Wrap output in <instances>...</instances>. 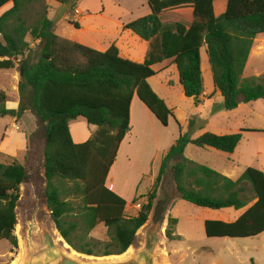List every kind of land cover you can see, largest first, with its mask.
Instances as JSON below:
<instances>
[{"label":"trees","instance_id":"obj_1","mask_svg":"<svg viewBox=\"0 0 264 264\" xmlns=\"http://www.w3.org/2000/svg\"><path fill=\"white\" fill-rule=\"evenodd\" d=\"M47 1L0 0V10L11 3L0 14V70L16 68L18 73L17 107L7 108L8 97L0 89V118L20 120L25 113L37 118L43 141L45 206L64 242L87 257L125 254L146 225L169 166L174 199L211 210H241L250 205L233 223L205 221L208 238L246 239L264 233L262 171L248 168L232 181L184 157L187 145L232 154L242 133L256 130L226 136L203 133L192 139L178 126V138L162 157L146 203L135 215L127 216L126 201L106 186L118 149L130 131L133 97L164 128L173 118V110L147 82L156 75L153 65L171 59L183 95L197 107L203 93L200 51L204 48L224 110L259 100L264 103V75L242 79L254 40L264 35V0H146L149 15L122 26L148 44L142 63L122 58L114 44L100 52L59 38L48 18ZM162 16L183 21L166 26ZM77 119L95 128L81 144L73 143L69 132V124ZM26 180L18 161L0 164V241L13 248H17L15 210ZM136 201L135 196L131 203ZM168 221L173 230L167 228L165 236L172 241L177 221ZM100 225L106 228L104 241L89 237Z\"/></svg>","mask_w":264,"mask_h":264},{"label":"rangeland","instance_id":"obj_2","mask_svg":"<svg viewBox=\"0 0 264 264\" xmlns=\"http://www.w3.org/2000/svg\"><path fill=\"white\" fill-rule=\"evenodd\" d=\"M118 1V2H117ZM107 10L101 17L86 18L79 24L73 25L69 20L73 15L75 5L59 8L58 12L51 13L49 19L58 24L54 26L55 34L67 41H72L103 52L111 44L118 45L122 57L130 52L132 60L142 63L147 55L148 44L131 32L124 31L118 25V17L121 21H133L149 15L150 10L146 0H104ZM55 4V3H54ZM1 12V11H0ZM76 12V11H75ZM77 15L80 12L77 11ZM68 16V19H64ZM165 25H171L174 21H183L182 18L162 16ZM121 23V22H120ZM119 23V24H120ZM128 34L130 38H122L121 34ZM34 48L35 43L26 39ZM144 59V60H142ZM201 72L203 78V90L207 95L214 92L212 76L205 49L200 51ZM147 82L153 92L164 101L167 107L173 110V120L170 126L164 128L161 124L157 130H152V137L136 153L135 164L139 170H128L129 178H138L136 183V203H131V189L125 199L127 216L135 215L142 205L146 203V195L149 193L164 156L162 149L171 133H178L177 125L182 127V134L187 133L192 139L198 138L203 133H211L218 136L232 135L239 132L230 131L235 127L247 125L254 128L264 127V103L262 101L250 104H240V107L232 111L222 108L223 99L217 93L214 96L215 104L205 109L202 115L193 114V100L186 98L178 84L176 67L158 72ZM13 71L0 70V89L7 95L9 108L14 107L18 101L17 84L13 81ZM264 75V35L257 36L250 52L249 59L242 74V79L259 77ZM188 119V120H187ZM201 120V122L199 121ZM84 124L83 119H77ZM75 124V123H74ZM72 123V127H74ZM37 118L31 113H25L20 120L9 117L0 118V164H10L18 161L24 166L27 180L20 186V197L16 207L17 224L15 236L17 248H13L8 242L0 241V264H20L26 258L29 240L37 245H43L45 235L56 242L57 235L50 220V215L45 206L43 177V141ZM259 138L258 135H252ZM134 144L132 145L133 148ZM243 142L236 147L235 155L225 154L211 149H201L193 145H187L184 157L188 160L203 165L218 174L235 181L248 168L258 170L264 167V155L257 156L249 148H245ZM249 146V145H248ZM135 149L137 146L135 145ZM235 151V150H234ZM239 159V160H238ZM141 169V170H140ZM126 171V170H123ZM261 171V170H260ZM263 172V171H262ZM137 181V180H136ZM130 186V183H128ZM110 188V187H109ZM246 196L252 199V193L247 186ZM174 184L170 166L168 167L157 197L153 203V209L144 227L137 232L135 245L130 252L121 256L111 257H87L79 256L78 259L85 263L94 261H116L126 258L132 252L142 248L148 236L156 238L155 258L157 264H264V233L257 237L246 239L208 238L204 231L205 221H232L238 217L241 211L234 209L211 210L199 208L184 201L174 199ZM139 205V207L137 206ZM223 217V218H221ZM169 218L175 219V239L168 241L165 236L167 228L173 230ZM89 237L95 240L106 239V228L102 225L96 227Z\"/></svg>","mask_w":264,"mask_h":264},{"label":"crops","instance_id":"obj_3","mask_svg":"<svg viewBox=\"0 0 264 264\" xmlns=\"http://www.w3.org/2000/svg\"><path fill=\"white\" fill-rule=\"evenodd\" d=\"M47 4L49 6L48 18L50 16V11H51V13H55V12L59 11V8H57L55 6L56 4L61 5L62 7H68L71 5H75L74 10H73V15L71 16V19H69V20L73 23V25H77L78 27H79V24L81 22H83L86 18H90V17H101V18H103L102 16L105 14V12L107 10V7H106V4L104 3V0H76L74 3L69 2L68 0H48ZM10 7H11V3H8L6 6H4L0 10L1 11L0 14L2 12L6 11L7 9H9ZM75 11L80 12V15L75 14ZM116 17L118 18L117 19L118 22L119 23L121 22L120 24L118 23V25H120V27H122L123 24L130 22V21H128V22L127 21H121L122 19L120 17H118V15H116ZM64 19H68V16H65ZM53 24H54V26L57 25L58 21H56V23H53ZM122 38H130V37L128 34L122 33L121 39ZM114 45H115V43H114ZM115 46L118 48L119 55L122 57L120 48L118 47L117 43ZM124 54L125 55L122 58L128 59L130 61L132 60L129 57V56H131L130 52L126 51ZM142 58L145 59L144 54H143ZM144 59H142V60H144ZM133 62H135V61H133ZM138 63H139V61H138ZM171 66H173L172 60L168 59V60H164L160 64L153 65L151 68L156 73V71L154 69L155 67L158 70V72H160V71H163V70L170 68ZM5 71H8V70H5ZM10 71L14 72L13 73V81H14V83L17 84L18 83V73L16 71V68L10 69ZM178 84H179V82H178ZM217 93L218 92L214 91L211 95H207L203 90L202 95L199 97L200 103L197 107L194 106L193 114L198 113V115L201 116L202 112L205 111L206 108L213 106L215 104L214 96ZM259 101H262V100H259ZM248 104H250V106L253 107L252 103H248ZM248 104H246V105H248ZM16 107H17V102L15 103L14 107L9 108L7 106V108H9V109H15ZM239 107H240V105L238 106V108ZM172 120L173 119H169L168 127L170 126ZM76 121L77 120L72 121L69 124V132H70V136H71L73 143L81 144L90 138L92 133L95 131V128L93 126H88L86 124V122L84 124H81V123H78ZM199 121L201 122V120H199ZM72 123L73 124L75 123L74 127H72ZM159 127H160V123L157 121V119L138 100V98L136 96L133 97V99L131 101V105H130V131L125 136L124 140L122 141V143L118 149L116 160L113 163V165L109 171L107 181H106V186L108 188L110 187L109 189L112 192H114L115 194H117L118 196L123 198L126 201V203H127V200L125 199V197L127 196V193L130 191V189H131L130 193L132 194V196L130 197L131 200L136 196V183L140 180V177L143 176V174H141L140 177L138 176L137 179H136V177H133V179H130L128 177L130 174V172H128V170H139L136 168V164H135V157H136V153L139 150V146L141 147L142 143H145L148 139H150L152 137V130H154V129L157 130ZM177 127H178V125H177ZM179 127H181V126L179 125ZM243 130H245V131L256 130L259 132H243L242 137H241V141L239 142L238 147H240V145L243 142H245L247 145V146H245V148H249V151H252L257 156L264 155V127L254 128V127H250L247 125H241V126H238V127H235L234 129H232L230 131V133L239 132V131H243ZM181 131H182V127H181ZM178 135H179V128H178V133L173 131L171 133L170 137L166 140V143H164L165 146L162 148L164 150L163 151L164 154L170 148V146L173 145L175 140L178 138ZM252 135H258L257 137H259V138L254 139ZM133 144H134V146L132 148ZM135 145L137 146V149H135ZM211 150H213V149H211ZM235 153H236V149L230 155L233 156V155H235ZM263 165H264V163H263ZM123 170H126V171H123ZM258 170H261L264 173V167H260V168L258 167ZM128 183H130V186H128ZM248 207H250V205L244 209L238 210L241 212L239 213L238 217H235L234 220H232V221H224L223 219H219L217 221H220L223 223H233L248 209ZM221 218H223V217H221Z\"/></svg>","mask_w":264,"mask_h":264},{"label":"water","instance_id":"obj_4","mask_svg":"<svg viewBox=\"0 0 264 264\" xmlns=\"http://www.w3.org/2000/svg\"><path fill=\"white\" fill-rule=\"evenodd\" d=\"M45 239L43 245L33 244L29 240L26 258L20 264H157L155 258L156 238L148 236L145 245L132 252L126 258H121L116 261H94L85 263L78 259L81 254L73 251L61 238V240L72 250L77 256H71L69 250H65L63 246H58L54 243L48 235L43 237Z\"/></svg>","mask_w":264,"mask_h":264},{"label":"bare ground","instance_id":"obj_5","mask_svg":"<svg viewBox=\"0 0 264 264\" xmlns=\"http://www.w3.org/2000/svg\"><path fill=\"white\" fill-rule=\"evenodd\" d=\"M55 234L57 235L56 242L61 243V245L63 246V248L65 250H69L68 246H66V244L61 240V238H60L59 234L57 233V231L55 232ZM69 252H70L71 256H77V254L74 253L72 250H69ZM129 252H130V248L125 252V254L129 253Z\"/></svg>","mask_w":264,"mask_h":264},{"label":"built area","instance_id":"obj_6","mask_svg":"<svg viewBox=\"0 0 264 264\" xmlns=\"http://www.w3.org/2000/svg\"><path fill=\"white\" fill-rule=\"evenodd\" d=\"M75 14H77V11L75 12ZM139 207V205H137Z\"/></svg>","mask_w":264,"mask_h":264}]
</instances>
